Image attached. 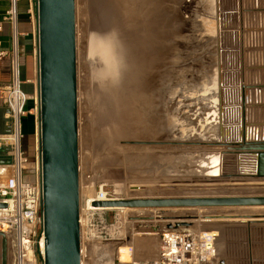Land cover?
<instances>
[{"label":"rangeland","instance_id":"rangeland-1","mask_svg":"<svg viewBox=\"0 0 264 264\" xmlns=\"http://www.w3.org/2000/svg\"><path fill=\"white\" fill-rule=\"evenodd\" d=\"M101 1L76 0L82 264H127L130 246L136 259H151L161 232L183 229L215 233L218 264H264V207L105 210L89 206L90 199L102 195L109 200L264 195L258 187L264 183L249 176L255 173L256 155L246 148L254 142V131L264 129V0H125L127 33L122 36L121 62L125 72L114 79L121 81L126 101L134 99L139 85L132 72L135 55L142 53L145 58L143 46L148 49L153 40L158 47L153 42L151 52L158 53L163 46L168 50L163 71L150 76L158 78L156 92L161 94L154 122L134 126L125 133L128 136L114 142H109L102 114L104 89L113 77L107 62L110 31L100 16L105 0ZM249 10H255L251 23ZM245 93L250 100L246 106ZM36 153L40 154L39 145ZM31 259L32 264H41L36 255ZM8 264H12L10 255Z\"/></svg>","mask_w":264,"mask_h":264},{"label":"water","instance_id":"water-1","mask_svg":"<svg viewBox=\"0 0 264 264\" xmlns=\"http://www.w3.org/2000/svg\"><path fill=\"white\" fill-rule=\"evenodd\" d=\"M36 21L43 188L41 264H82L76 0H36ZM258 143L259 147L248 148L256 155V170L249 176L264 183V141ZM91 204L103 209L264 207V195L138 198ZM6 208L0 203V209ZM0 236L2 264H8V242Z\"/></svg>","mask_w":264,"mask_h":264},{"label":"built area","instance_id":"built-area-1","mask_svg":"<svg viewBox=\"0 0 264 264\" xmlns=\"http://www.w3.org/2000/svg\"><path fill=\"white\" fill-rule=\"evenodd\" d=\"M19 2L20 0H10L9 9L2 17L3 22H7L12 29L9 52L12 79L0 91V108L5 111V126L10 129L9 133H0V149L6 148L9 155V159L0 165V169L2 172L10 169L9 175L0 180V203L7 205L6 209H0V235L7 239L8 255L12 264H32L31 258L37 252L40 255L43 252V188L40 154L31 161L23 151V121L33 113L38 122L39 97L38 93L31 96L22 88ZM35 46L38 54V42ZM30 101H34L33 110L28 109ZM249 101L244 102V105ZM254 133L253 141H264V129L261 132L256 129ZM98 198L107 199L105 195ZM216 241L215 233L193 229L164 231L159 235L154 257L136 259L135 248L130 246L131 261L128 264H218Z\"/></svg>","mask_w":264,"mask_h":264},{"label":"bare ground","instance_id":"bare-ground-1","mask_svg":"<svg viewBox=\"0 0 264 264\" xmlns=\"http://www.w3.org/2000/svg\"><path fill=\"white\" fill-rule=\"evenodd\" d=\"M103 1V0H102ZM102 1H101V3H102ZM142 1H144V0H142ZM124 2H125V0H105L104 1V3H102L103 4V6H102V9H101V19H102V21L104 22V24H106V26L109 28V36H107V40H106V42H107V44L109 45V47L107 48V52H108V54H109V56H108V60H107V62H108V64H110V66H109V70H110V72H111V76L113 77V82L111 81L110 83H111V85H110V87L109 88H107V89H104V100H105V106H104V108H103V112H102V114H104V116H105V122H106V129H108V131H107V137H108V139H109V142H114V141H116V139L118 138H121L122 139V137H119V136H123V135H126V136H128L127 134H125V133H127V131L129 132V131H131V129L134 127V126H139V127H145V126H147V125H150L151 126V124L154 122V117L156 118V113L158 112L157 110H158V108L160 107H158V104H160L159 103V101H160V99H161V97L159 96V95H161V94H157V92L156 91H158V87L159 86H157V84L159 83H155L156 82V78L155 79H153V77L152 78H150V76L153 74V76L154 75H156V74H158L161 70H162V66H161V63L163 64V62H164V60L165 59H167L166 58V51L168 50V46H163L162 47V49H158L160 52H158V53H153V52H151V50H152V48H153V42H154V40L153 41H151V43L150 42H148V44H149V48L147 49V47H148V45L146 44V46L144 45L143 47H144V51H146V56H145V58H143V56H142V53H140V56L138 55H135V59H134V64H136L135 66V68H134V71H132L133 72V76L135 77V79L139 82V85H138V89L136 88V94H135V96H133L134 97V99L132 98V100H127L126 101V97L125 98H123V94H122V91H121V87H120V83L119 82H121V81H119L118 79H114V78H119L118 76L120 75V73L123 71L122 70V68H123V65H122V55L124 54L123 53V49H124V46H123V41H122V36L124 35V34H126L127 32H126V29H125V27H126V21H125V17H124V14H125V10H127V9H122V7H123V4H124ZM147 2H148V0H147ZM150 2H153V1H150ZM129 3V2H128ZM149 3V2H148ZM133 4V3H132ZM247 5V4H246ZM261 5V4H260ZM141 6V5H140ZM156 6V5H155ZM248 6H249V4H248ZM128 7H130L131 8V5L130 6H128ZM127 7V8H128ZM134 7V6H133ZM132 7V8H133ZM142 7V6H141ZM150 7V6H149ZM247 7V6H246ZM143 8V7H142ZM146 8V7H145ZM151 8H153V7H151ZM134 9V8H133ZM136 9H138V8H136ZM136 9L134 10V11H136ZM147 9V8H146ZM131 10V9H130ZM148 10H149V8H148ZM147 10V11H148ZM129 11V10H128ZM150 11H151V9H150ZM154 11V10H153ZM246 11H247V9H246ZM250 11V10H249ZM255 11V10H254ZM254 11L252 12V10L249 12V15L248 14H246L248 17L247 18H249V20L247 19V22H249V23H251V22H253V17H254ZM130 12V11H129ZM252 12V13H251ZM132 13V12H131ZM133 13H135V12H133ZM140 13V12H139ZM146 13V12H145ZM148 13V12H147ZM150 13V12H149ZM264 13V12H263ZM129 14V13H128ZM151 14V13H150ZM259 14V13H258ZM261 14V13H260ZM136 15V14H135ZM153 15V14H152ZM128 16V15H127ZM129 16H130V14H129ZM143 16H146V14L145 15H143ZM149 16V15H148ZM264 16V15H263ZM155 17V16H154ZM134 18V17H133ZM138 18V17H137ZM139 18H141V15H140V17ZM146 18V17H145ZM149 17H147V19H148ZM156 19H157V17H155ZM143 19V18H142ZM156 19H154L155 21H156ZM129 20H131V19H129ZM128 20V21H129ZM149 20H153V19H149ZM153 20V21H154ZM139 21V20H138ZM143 21H146V20H143ZM148 21V20H147ZM258 22H259V20H257ZM170 22V21H169ZM130 23V22H129ZM129 23H127V24H129ZM138 24H139V26H141V25H143V24H141L140 25V23L139 22H137ZM145 23V22H144ZM146 23H149V22H146ZM145 23V24H146ZM151 25H152V23H150ZM154 24H156V22L154 23ZM258 24V23H257ZM150 25V26H151ZM158 25V24H157ZM251 25V24H250ZM253 25V24H252ZM131 26V25H130ZM130 26H128L129 28H130ZM155 26V25H154ZM145 27H146V25H145ZM144 27V28H145ZM156 27V26H155ZM169 27V26H168ZM174 27V26H173ZM262 27V26H261ZM132 29H133V27H131ZM150 28V27H149ZM153 28V27H152ZM257 28V27H256ZM140 29H142L141 27H140ZM139 29V30H140ZM155 29H157V30H159L158 28H155ZM108 30V29H107ZM127 30H129V29H127ZM131 30V29H130ZM129 30V31H130ZM135 30V29H134ZM134 30H132V31H134ZM144 30V29H143ZM149 30V29H148ZM250 30V29H249ZM248 30V32H250ZM252 30V29H251ZM152 31V30H151ZM150 31V32H151ZM264 31V30H263ZM105 32H107V31H105ZM126 32V33H125ZM137 32H139V31H137ZM142 32V31H141ZM144 32V31H143ZM146 32V31H145ZM148 32V31H147ZM176 32V31H175ZM246 32V31H245ZM247 32V33H248ZM257 32V31H256ZM252 34H253V31L251 32ZM138 34V33H137ZM148 34V33H147ZM153 34V33H152ZM250 34V33H249ZM104 35H106V34H104ZM108 35V34H107ZM143 35H145V34H143ZM160 35V34H159ZM264 35V34H263ZM128 36V35H127ZM130 36V35H129ZM140 36V35H139ZM165 36H167V35H165ZM171 36V35H170ZM255 35H253L252 36V38L254 37ZM259 35H257V37H258ZM147 37H148V35H147ZM155 37V36H154ZM168 37V36H167ZM193 37V36H192ZM260 37V36H259ZM165 38V37H164ZM251 38V37H250ZM250 38H248V39H250ZM255 38V37H254ZM103 39V38H102ZM156 40L158 39V38H155ZM161 39V38H160ZM257 39V38H256ZM259 39V38H258ZM143 40V39H142ZM142 40H140L141 42H142ZM166 40V39H165ZM171 39H169V41H170ZM150 41V40H149ZM162 41V40H161ZM169 41H168V45H169ZM248 41V40H247ZM102 42V41H101ZM126 42V41H125ZM132 42V41H131ZM137 42V41H136ZM245 42V41H244ZM249 42H252V41H249ZM257 42V41H256ZM135 43V42H134ZM147 43V42H146ZM159 43H161V42H159ZM172 43V42H171ZM248 43V42H247ZM253 43V42H252ZM263 43V42H262ZM103 44H104V46L106 47V45H105V43L103 42ZM130 44V43H129ZM154 44L156 45V43L154 42ZM163 44V43H162ZM253 44H255V43H253ZM252 44V45H253ZM134 45H137V44H134ZM182 45V44H181ZM188 45V44H187ZM251 45V46H252ZM101 46H103V45H101ZM157 46V45H156ZM161 46V45H160ZM247 46H249L248 44H247ZM255 46V45H254ZM260 46V45H259ZM262 46V45H261ZM264 46V45H263ZM105 47H103V48H105ZM158 47V46H157ZM245 47V46H244ZM243 47V48H244ZM132 48V47H131ZM190 48V47H189ZM256 48V47H255ZM129 49V48H128ZM105 50H106V48H105ZM132 50V49H131ZM250 50V49H249ZM255 50V49H254ZM263 50V49H262ZM153 51V50H152ZM157 50H155V52H156ZM246 51V50H245ZM256 51V50H255ZM113 52V53H112ZM170 52V51H169ZM176 52V51H175ZM254 52V51H253ZM258 52H259V50H258ZM123 53V54H122ZM136 53V52H135ZM243 53H245V52H243ZM248 53H250V51L248 52ZM260 53V52H259ZM259 53H257V54H259ZM105 54V53H104ZM252 55V54H251ZM260 55V54H259ZM129 56V55H128ZM133 56V55H132ZM141 56H142V58H141ZM175 56V55H174ZM247 56V55H246ZM261 56H263V55H261ZM134 57V56H133ZM233 57V56H232ZM256 57H260V56H256ZM172 58V57H171ZM174 58V57H173ZM129 59V58H128ZM168 60H169V57H168ZM246 60V59H245ZM124 61V60H123ZM171 62H173L172 60H170ZM260 61H262V60H260ZM259 61V62H260ZM104 62V61H103ZM107 62L105 63V64H107ZM133 62V61H132ZM252 62V61H251ZM258 62V61H257ZM244 63V62H243ZM126 64V63H125ZM245 64V63H244ZM244 64H243V66H244ZM263 64V63H262ZM131 65V64H130ZM165 65H166V63H165ZM258 65H261V64H259L258 63ZM164 66V65H163ZM174 66V65H173ZM251 66V65H250ZM168 67V66H167ZM170 67V66H169ZM191 67V66H190ZM165 68V67H164ZM185 68V67H184ZM246 68V67H245ZM127 69H128V67H127ZM129 69H131V68H129ZM128 69V70H129ZM166 69V68H165ZM214 69V68H213ZM127 70V71H128ZM169 70V69H168ZM168 70L167 71H165V72H168ZM177 70V69H176ZM192 70V69H191ZM250 70H251V67H250ZM257 70H259V69H257ZM163 71V70H162ZM193 71H195V70H193ZM253 71H255L254 69H253ZM105 72V71H104ZM123 72H125V71H123ZM129 72H131V71H129ZM128 72V73H129ZM245 72V71H244ZM261 72V71H260ZM262 72H264V71H262ZM106 73V72H105ZM169 73V72H168ZM171 73V72H170ZM249 73V72H248ZM251 73V72H250ZM259 73V72H258ZM108 74V73H107ZM122 74V73H121ZM131 74V73H130ZM197 74V73H196ZM253 74V73H252ZM126 75V74H125ZM159 75V74H158ZM168 75L169 74H165L164 76H167L168 77ZM248 75V74H247ZM121 76V75H120ZM127 76V75H126ZM162 76H163V74H162ZM170 76V75H169ZM172 76V75H171ZM193 76V75H192ZM191 76V77H192ZM253 76V75H252ZM255 76V75H254ZM253 76V77H254ZM248 77V76H247ZM125 78V77H124ZM129 78V80L131 81V79H130V77H128ZM164 78V77H163ZM254 78H256V77H254ZM121 79H122V77H121ZM126 79V78H125ZM135 79H133L132 78V80H135ZM158 79V78H157ZM166 79V78H165ZM168 79V78H167ZM192 79V78H191ZM135 80V81H136ZM202 80V79H201ZM247 80V79H246ZM123 81H125V80H123ZM157 81H161V80H157ZM163 81H164V79H163ZM200 81V80H199ZM127 82H128V79H127ZM133 82V81H132ZM137 82V83H138ZM170 82L171 81H169L168 83L167 82H165V83H167V85H169L170 84ZM137 83H135V84H137ZM199 83V82H198ZM196 84H197V82H196ZM132 85V84H131ZM130 85V86H131ZM159 85V84H158ZM183 85V84H182ZM200 85H203V84H200ZM134 86V85H133ZM136 86V85H135ZM176 86V85H175ZM184 86V85H183ZM190 86V85H189ZM132 87V86H131ZM162 87V86H161ZM166 87V86H165ZM181 87V86H180ZM186 87V86H185ZM250 87V86H249ZM168 88V86L166 87V89ZM176 88H177V86H176ZM190 88V87H189ZM203 88V87H202ZM160 89V88H159ZM175 89V88H174ZM181 89H182V87H181ZM181 89H179V90H181ZM187 89V88H186ZM185 89V90H186ZM198 89V88H197ZM129 90H130V88H129ZM133 90H134V87H133ZM168 90V89H167ZM172 90V89H171ZM171 90H169V93L171 94ZM176 90H178V89H176ZM189 90V89H188ZM194 90V89H193ZM135 91V90H134ZM160 91V90H159ZM162 91V90H161ZM165 91V90H164ZM198 91V90H197ZM124 92H126V91H124ZM181 92V91H180ZM184 92V91H183ZM190 92V91H189ZM194 92H195V90H194ZM193 92V93H194ZM262 92V91H261ZM128 93H129V91H128ZM135 93V92H134ZM166 93V92H165ZM164 92H163V94H165ZM168 93V92H167ZM166 93V95L165 96H167L168 94ZM173 93H174V91H173ZM252 93V92H251ZM130 94H132V93H130ZM162 94V95H163ZM177 94V93H176ZM175 94V95H176ZM133 95V94H132ZM174 95V94H173ZM172 95V96H173ZM182 95V94H181ZM180 95V96H181ZM185 95V94H184ZM187 95H188V93H187ZM262 95V94H261ZM164 96V95H163ZM164 96V97H165ZM177 96H178V94H177ZM184 97V96H183ZM193 97H194V95H193ZM246 93H245V100H244V102H246ZM175 98V97H174ZM186 98V97H185ZM185 98H183L184 100H185ZM188 98V97H187ZM253 98V97H252ZM182 99V98H181ZM192 100H193V98H192ZM256 100V99H255ZM168 101H170V99L168 100ZM180 101V100H179ZM186 101V100H185ZM188 101V100H187ZM174 102V101H173ZM172 102V103H173ZM177 102V101H176ZM193 102V101H192ZM163 103V102H162ZM185 103V102H184ZM167 104H169V103H167ZM170 104H171V102H170ZM178 104V103H177ZM188 104V103H187ZM175 104H173V106H174ZM181 105V104H180ZM184 105V104H183ZM182 105V106H183ZM193 105V104H192ZM196 104H194V106H195ZM165 106V105H164ZM166 107V106H165ZM168 107V106H167ZM174 107H176V106H174ZM181 107V106H180ZM163 108V107H162ZM161 108V109H162ZM165 109V108H164ZM176 109H177V107H176ZM176 109H174V110H176ZM195 109V108H194ZM193 109V110H194ZM167 110V109H166ZM169 110H171V109H169ZM183 110H184V108H183ZM189 110V109H188ZM191 110V109H190ZM172 111V110H171ZM177 111V110H176ZM160 112V111H159ZM169 112V111H168ZM181 112V111H180ZM189 112V111H188ZM192 112V111H191ZM171 113V112H170ZM166 114V113H165ZM248 115H249V113H248ZM159 116V115H158ZM168 116H169V113H168ZM175 116V115H174ZM193 116V115H192ZM254 116V115H253ZM264 116V115H263ZM171 117V116H170ZM173 117V116H172ZM177 117V116H176ZM262 117V116H261ZM158 119V118H157ZM157 119H156V121H157ZM186 119L188 120V118L186 117ZM185 120V119H184ZM264 121V120H263ZM104 122V123H105ZM162 122V121H161ZM185 122V121H184ZM187 122V121H186ZM190 122V121H189ZM169 123V122H168ZM249 123V122H248ZM158 124V123H157ZM169 125V124H168ZM249 126V125H248ZM264 126V125H263ZM251 127V126H250ZM252 127H253V125H252ZM256 127V126H255ZM156 128V127H155ZM210 128V127H209ZM246 129V128H245ZM250 129V128H249ZM260 129V128H259ZM206 130V129H205ZM227 130V129H226ZM106 131V130H105ZM250 131V130H249ZM104 132V131H103ZM132 132V131H131ZM134 133V132H133ZM138 133V132H137ZM172 133V132H171ZM244 134H245V139L247 138V135H248V131L247 130H245L244 131ZM106 135V134H105ZM136 135V134H135ZM175 135V134H174ZM106 137V138H107ZM124 137V136H123ZM134 137V136H133ZM127 138V137H126ZM135 138V137H134ZM139 138V137H138ZM128 139V138H127ZM126 139V140H127ZM136 140H137V138H135ZM155 139H157V138H155ZM122 141V140H121ZM108 142V143H109ZM123 142H125V141H123ZM141 142V141H140ZM107 143V144H108ZM115 144V143H114ZM117 144H118V142H117ZM113 145V144H112ZM116 145V144H115ZM257 145H260V143H258V141L256 142V141H254V142H252V143H250L249 145H248V147H246V148H249V147H251V148H257V147H259V146H257ZM140 146V145H139ZM115 147V146H114ZM119 147V146H118ZM117 147V148H118ZM130 147V146H129ZM143 147V146H142ZM113 149H115V148H113ZM119 149V148H118ZM117 149V150H118ZM125 149V148H124ZM127 150V149H126ZM131 150V149H130ZM147 151V150H146ZM113 152H114V150H113ZM116 152V151H115ZM123 153V152H122ZM125 156V155H124ZM121 158V157H120ZM129 159V158H128ZM127 162V161H126ZM157 164V163H156ZM135 166V165H134ZM260 189H264V186H258ZM146 196V195H145ZM151 196V195H150ZM233 196V195H232ZM147 197V196H146ZM94 201H107V199H90L89 200V206H90V208L91 209H93L94 207L92 206V202H94ZM95 209V208H94ZM97 209H103V208H97ZM121 209V208H120ZM123 209V208H122ZM124 209H126V208H124ZM105 210H114V209H105ZM136 240V239H135ZM138 240V239H137ZM44 245V242H42V244H41V250L43 251V246ZM124 249H125V247H124ZM152 254V253H151ZM155 254V253H154ZM121 255V254H120ZM153 255V254H152ZM117 256V255H116ZM122 257V256H121ZM120 257V258H121ZM140 257V256H139ZM139 257H138V259H139ZM154 257V256H153ZM123 258V257H122ZM123 261H124V259H123ZM121 263V262H120ZM126 263V262H125ZM128 264V263H127Z\"/></svg>","mask_w":264,"mask_h":264},{"label":"crops","instance_id":"crops-1","mask_svg":"<svg viewBox=\"0 0 264 264\" xmlns=\"http://www.w3.org/2000/svg\"><path fill=\"white\" fill-rule=\"evenodd\" d=\"M10 0H0V91L8 85L12 79L11 62L9 52L11 50L12 29L2 17L8 11ZM19 33H20V78L22 88L31 96L38 93V56L35 52L37 45V21L36 6L34 0H20L19 3ZM34 101H30V110L34 109ZM5 111L0 108V133H9L10 129L5 126ZM23 144L27 157L35 160L38 147V122L37 117L30 113L23 122ZM36 153V154H35ZM35 154V156H34ZM9 159L6 148L0 150V165ZM9 168L2 172L0 169V180L9 175ZM3 173V174H2ZM5 174V175H4ZM190 225V224H188ZM32 261V260H31Z\"/></svg>","mask_w":264,"mask_h":264},{"label":"trees","instance_id":"trees-1","mask_svg":"<svg viewBox=\"0 0 264 264\" xmlns=\"http://www.w3.org/2000/svg\"><path fill=\"white\" fill-rule=\"evenodd\" d=\"M19 3H20V2H19ZM18 8H19V6H18ZM28 109H30V103H29V105H28ZM23 122H24V121H23ZM23 151H24L25 155L27 156V154H26V150H25V147H24V144H23ZM36 256H37L38 261L41 262V257H40V255H39V252L36 253Z\"/></svg>","mask_w":264,"mask_h":264}]
</instances>
